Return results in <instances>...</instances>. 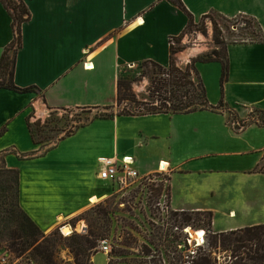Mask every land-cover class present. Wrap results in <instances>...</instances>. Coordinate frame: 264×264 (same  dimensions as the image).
<instances>
[{"label":"crops","instance_id":"obj_1","mask_svg":"<svg viewBox=\"0 0 264 264\" xmlns=\"http://www.w3.org/2000/svg\"><path fill=\"white\" fill-rule=\"evenodd\" d=\"M24 1L31 18L22 25L21 48L8 55L14 51L15 86L38 94L0 89V130L7 129L0 156L19 171L20 207L42 231L105 198L109 187L98 179V159L124 156L134 159L141 175L167 165L170 210L212 212L214 233L264 224V127L235 125L248 110L264 112V43L227 47L223 97L238 117L233 124L226 113L211 111L93 119L40 151L28 122L58 109L114 106L118 78L144 62L167 66L170 39L184 32L188 19L173 0ZM180 1L195 23L208 14L246 17L264 32V0ZM13 38L0 2V59ZM212 43L208 36L197 45L201 49L187 50H197L194 56L179 59L186 65L216 49ZM197 69L216 106L220 64Z\"/></svg>","mask_w":264,"mask_h":264},{"label":"trees","instance_id":"obj_2","mask_svg":"<svg viewBox=\"0 0 264 264\" xmlns=\"http://www.w3.org/2000/svg\"><path fill=\"white\" fill-rule=\"evenodd\" d=\"M4 9L12 20L14 38L8 48L5 49L0 59V73L6 74L9 78L7 84L0 85V89L13 91L17 94L29 93L31 88H18L13 82L15 60L8 62V52L12 49H19L22 45V25L28 22L31 14L24 0H0ZM188 19L184 32L178 37L170 39L169 62L167 66H161L154 62H144L153 67L146 89L148 102H139L137 96L132 92L133 80L120 76L117 80V94L115 108L121 109L116 115L99 116L95 119H112L115 116H144L155 114H192L198 111H211L214 113H226L230 123L232 111L223 97V86L228 79V56L227 47L231 44H257L264 43V32L257 20L253 18L239 17L246 23L242 34L238 33L240 40H225L221 32L214 27V44L216 49L207 55L191 60L184 67H180L175 60V55L183 48L174 47V42L179 43L182 36L195 26L192 15L186 10L180 0H173ZM210 14L203 16L202 20ZM217 15V14H216ZM220 18L226 19L221 15ZM228 20V19H226ZM247 29L249 32L247 33ZM219 63L220 74V100L216 106H211L208 100L207 91L203 80L198 72V64ZM127 102L128 105L122 106ZM139 108V109H138ZM105 110H112L113 106L104 107ZM99 110V109H98ZM258 115L257 119L239 121L241 127L255 124L264 127V112L254 110ZM78 126L76 130L83 127ZM28 132L32 143L38 147L32 137L31 125L27 124ZM236 129L238 127L236 126ZM6 127L0 130V137L6 132ZM73 131L66 134L70 136ZM61 137V138H65ZM60 140V139H59ZM35 154L29 155L26 159L33 158ZM264 172V169H260ZM12 175V179L6 176ZM19 171L7 169L0 172V248L5 243L6 252L14 254L15 258H21L29 252V260L33 264H59V247H67L75 258V264H89L90 257L96 252L97 240L100 238L99 229L95 221H89V228L86 234L70 235L64 237L56 231L45 235L31 218L21 209L19 202ZM169 192V188L167 189ZM162 186L158 185L152 189L153 194L160 196ZM169 196V193H168ZM104 211L99 209L98 215L104 216ZM173 216H181L185 224L202 221L208 234V239L203 247H198L190 256L189 264H264V224L246 227L229 232L214 233L212 230V212H173ZM106 215V214H105ZM203 217V218H202ZM176 222H178L176 220ZM219 254H225V260L220 263Z\"/></svg>","mask_w":264,"mask_h":264},{"label":"rangeland","instance_id":"obj_3","mask_svg":"<svg viewBox=\"0 0 264 264\" xmlns=\"http://www.w3.org/2000/svg\"><path fill=\"white\" fill-rule=\"evenodd\" d=\"M214 27L221 32L225 40L235 39L239 41L238 33L242 34V30L248 26L239 17L226 20L216 14H210L208 18L201 20L189 29L182 36L179 43L174 42V47L183 48L181 52L175 55V60L180 67H184L185 62L179 59V55L188 49H201L197 45L204 42V39L208 36L211 37L212 45H215ZM13 53L14 51L8 55V62L10 63L13 59ZM207 54L209 53L199 55L196 58ZM152 70L153 67L145 63L128 69L122 75L133 80L132 92L137 96L139 102H148L145 99L146 89L149 85ZM8 80L6 74L0 73V85L7 84ZM218 85L220 91V81ZM30 92L38 94L37 90L34 89H31ZM126 105H128L127 102L122 104V106ZM120 110L115 108V105L112 110L103 108L99 110L58 109L47 113L44 119L31 121L29 124L32 128L33 140L39 145L37 148L40 151H46L47 148L57 143L61 137H65L70 131L75 132V128H78V126L87 125L99 116L116 115ZM243 116H245L244 121L250 116L251 118L248 120L258 118V115L251 110L246 111ZM237 119L238 117L234 115L230 116V123L233 124ZM238 120L241 121V119ZM3 161L2 155L0 156V172H5L7 168ZM261 169H264V165ZM6 176L12 179L11 174L6 173ZM149 177L152 181H143L137 187L131 189L124 191L108 190L104 193L106 197L100 202L88 206L86 210L67 220V223L73 229L72 232L74 233H71L72 235H83L77 230L80 223L85 224L88 231L89 221H95L101 235L97 241L106 239L109 242L111 246L109 256L107 257L99 251L97 242L94 249L96 254L90 257L89 264H189L190 256L198 249V247H195L197 244L193 236L198 234L201 237L200 233L204 232L207 242L208 234L202 221L185 224L181 216H173V212L170 210L169 213H163L157 206L159 197L153 194L152 189L158 185L165 189L168 183L162 180L168 179L169 175L164 176L154 173L150 174ZM99 209L105 212L104 216L100 217L98 215ZM55 231L60 234L58 225L49 232H42L48 235ZM202 238H204V234ZM58 249L59 264H75L74 255L69 248L63 246ZM6 250L8 249L3 243L0 253L6 252ZM29 252L21 256L22 260L30 259ZM224 257L225 254L218 255L220 263L225 260Z\"/></svg>","mask_w":264,"mask_h":264},{"label":"built area","instance_id":"obj_4","mask_svg":"<svg viewBox=\"0 0 264 264\" xmlns=\"http://www.w3.org/2000/svg\"><path fill=\"white\" fill-rule=\"evenodd\" d=\"M188 64V63H187ZM186 64V65H187ZM238 129L242 128L238 123L236 125ZM99 170H98V179L108 185L109 190L113 191H124L137 187L143 181H152L150 175H141L139 171L134 167L135 161L130 156H124L122 158L117 157H101L98 159ZM163 165H159V171L157 172L160 175L169 174L168 166L166 165L163 169ZM168 179H163L165 183H168ZM162 183V182H161ZM168 186L165 189H162L161 194L158 198L157 206L159 209L165 213H169V196H168ZM171 211V210H170ZM67 220H61L58 224V229L60 234L63 237H68L71 234L66 235L63 230L66 226H70ZM72 228V227H71ZM74 233V232H72ZM197 244V242L195 241ZM206 244V237L204 235V242L201 245H196L195 247H203ZM97 247L99 251L104 253L107 257L111 251V246L106 239H102L98 242ZM0 264H33L29 260H22V258H15L12 254L8 252L0 253Z\"/></svg>","mask_w":264,"mask_h":264},{"label":"bare ground","instance_id":"obj_5","mask_svg":"<svg viewBox=\"0 0 264 264\" xmlns=\"http://www.w3.org/2000/svg\"><path fill=\"white\" fill-rule=\"evenodd\" d=\"M196 52H197V50H194V49H193V50H189V51H187V52H183V53H181V55H180L179 57H180L182 60H187L189 57L194 56V55L196 54ZM165 167H166V165H163L162 168L165 169ZM59 220L61 221V220H63V218H60ZM77 230H78L80 233L85 234L86 231H87V228H86L85 224L80 223V224L77 226ZM72 231H73V229H72L70 226H66V227L64 228V230H63V232H64L66 235L71 234ZM200 234H201V237H199L198 234H195V235L193 236L194 241H196L198 245H201L202 242H204V238H202V235H203V234L205 235V233H204V232H201Z\"/></svg>","mask_w":264,"mask_h":264}]
</instances>
